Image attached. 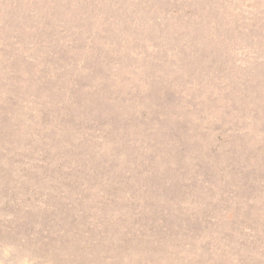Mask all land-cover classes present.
<instances>
[{
  "label": "rangeland",
  "instance_id": "rangeland-1",
  "mask_svg": "<svg viewBox=\"0 0 264 264\" xmlns=\"http://www.w3.org/2000/svg\"><path fill=\"white\" fill-rule=\"evenodd\" d=\"M0 264H264V0H0Z\"/></svg>",
  "mask_w": 264,
  "mask_h": 264
}]
</instances>
